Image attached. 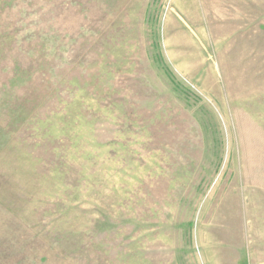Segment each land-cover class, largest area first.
I'll return each mask as SVG.
<instances>
[{"label":"rangeland","instance_id":"1","mask_svg":"<svg viewBox=\"0 0 264 264\" xmlns=\"http://www.w3.org/2000/svg\"><path fill=\"white\" fill-rule=\"evenodd\" d=\"M20 2L0 264H264V0Z\"/></svg>","mask_w":264,"mask_h":264},{"label":"trees","instance_id":"2","mask_svg":"<svg viewBox=\"0 0 264 264\" xmlns=\"http://www.w3.org/2000/svg\"><path fill=\"white\" fill-rule=\"evenodd\" d=\"M21 0H0V16H1V13H3L4 11H6V10H9L8 12H10V11H12V10H16V12H17V14L19 15V17H21V18H19V20H17V23L18 24H22V26H23V24H24V20L22 19V16L25 14V11H26V9H27V7H23V6H21L20 5V2ZM26 5H30V4H26ZM41 10H43V6L42 7H40V11L38 12V14L41 16ZM43 16V15H42ZM45 21V19H43V17H41L40 19H39V21L40 22H42V21ZM43 21V22H44ZM8 26V25H7ZM7 26H2L1 25V27H3V31H1V34H0V59H7L8 58V51H10L11 49H12V43H13V41L15 42V44H17L18 42H20V36L22 35V32H19V31H17V32H15V33H9L8 31H6V28H7ZM9 27V26H8ZM5 30V31H4ZM28 31H30V29L28 28ZM56 36H58V37H56ZM60 35H55V38L56 39H60ZM13 39V40H12ZM24 41V40H23ZM55 42V41H54ZM58 42L59 41H57L56 43H55V45L57 46V44H58ZM11 46V47H10ZM10 47V48H9ZM62 47H59V49L58 50H60ZM53 49V48H52ZM51 49V50H52ZM48 50H50V47H48L47 46V51ZM19 51V50H18ZM45 55L48 57L49 55H48V52H46L45 53ZM15 59H17V58H13V60H15ZM44 59H46L45 57L42 59V61L44 60ZM42 63H44V65H45V62H42ZM16 64V65H15ZM15 66H18L19 67V65H17L18 64V60H15ZM21 67V66H20ZM35 68L34 67H29V74H33V70H34ZM22 72L23 73H28V68H25V67H22Z\"/></svg>","mask_w":264,"mask_h":264}]
</instances>
